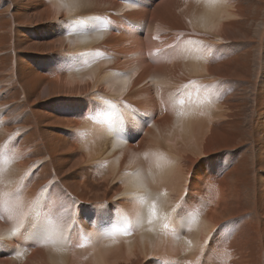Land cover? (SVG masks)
I'll list each match as a JSON object with an SVG mask.
<instances>
[{"label": "bare ground", "instance_id": "bare-ground-1", "mask_svg": "<svg viewBox=\"0 0 264 264\" xmlns=\"http://www.w3.org/2000/svg\"><path fill=\"white\" fill-rule=\"evenodd\" d=\"M10 1L13 25L66 29L42 55L52 64L41 78L47 99H67L53 123L68 135L47 139L53 114L34 109L47 99L25 78L34 53L0 31V80L14 72L22 119L13 129L20 117L0 108V147L16 159L11 172L0 158V264H264V0H178L153 12L148 0H40L42 12ZM78 20L87 23L72 27ZM55 145L79 158L78 172L34 157H54ZM89 195L91 223L79 207Z\"/></svg>", "mask_w": 264, "mask_h": 264}, {"label": "rangeland", "instance_id": "rangeland-1", "mask_svg": "<svg viewBox=\"0 0 264 264\" xmlns=\"http://www.w3.org/2000/svg\"><path fill=\"white\" fill-rule=\"evenodd\" d=\"M148 1H150L149 3L152 4L151 7L149 8V12H153V10L155 11V9L161 8L162 6H166V5L168 6L170 3L177 2L178 0H148ZM40 3H41L40 0H20V4L22 6L25 5L24 7H26L28 5L27 6L28 9L30 8V10H32V12L36 9H37L36 12H39V8H40V12L44 11V7L39 6ZM177 3H179V2H177ZM163 4H165V5H163ZM31 8H33V9H31ZM25 12L27 13V11H25ZM13 13H14L13 3L10 0H0V31L2 33H4L5 36H7L8 40L12 39V40L16 41V40L22 39L23 40V41H21L22 45H24L26 43V45H28L32 49L31 52L34 53L33 57L35 59H32V60L27 62V64H28V71L27 72L28 73H26L25 78L28 80H30V79L34 80V83L36 84L38 91L41 93L40 99L42 100V102H44L43 100L47 99V97H46L47 96L46 95V90H47L46 86L47 85H46V82L41 77H44L45 72L49 69V65L52 64V62L50 61L51 57H49V56H46L43 58L45 61H43V59L41 60V57H42V55L46 54L45 52H51L52 53L51 49H53V47L58 49L61 46V42H62V38H63L62 33H63V31H64V33H66L65 32L66 29L64 28L63 24L60 23V21H56V20H53V21H51V20L43 21L42 20V21H40L38 18L37 19L33 18V21L34 22L37 21L38 24L33 23L34 25L31 24L30 26L29 25L23 26V24H21V28H19L17 25H13V23H12L13 22V17H12ZM172 13H174V12L172 11ZM175 13L177 15V11H175ZM32 16H34V14H28L27 17H29V19H32L31 18ZM35 19H36V21H35ZM26 23L28 24V22H26ZM17 29H20L21 32H18ZM76 32H78V30H76ZM18 36H19V38H18ZM37 50H38V52H37ZM29 70H30V73H29ZM1 73L3 74L2 76L4 77V75H5V77L3 80H0L1 81L0 82V85H1L0 86V90H1L0 91V106H1L0 108L7 106L6 107L7 109L4 113L5 115L11 114L13 116H19L20 117L18 107H17V105L19 103L17 104L15 102H13V96L14 95H13L12 91L10 90V86H8L14 81V72L12 73V76H11V73H8L7 71L1 72ZM10 78H12V79L10 80ZM155 80H157V79H155ZM157 81H154V82L152 81V82L155 84V82H157ZM58 97L56 98V96H55V97H52L50 99H47L44 102L46 104L45 109H43L41 111H40V109L35 108V107H34V109H37L38 111L37 110L36 111L41 112V113H44V111H45V113H47L45 115H48L49 113L53 114L52 115V116H54L53 119H52V116L49 115L50 120L47 121L48 123H50V126L49 127L48 126L43 127L42 129L44 131H46V133H47L46 136L49 137L47 139L54 140L55 137H58V136L61 137V135L63 134L62 137L60 139H58V142L61 143L62 140H64V138L68 134L63 132L64 131L63 128L61 129V128L57 127L56 124L53 123V120H55L56 118H58L62 114L61 111H57V110H64L65 109L64 104H62L60 102H64L67 99L64 96H58ZM22 99H23V94H21V96H19V99L17 101L21 102L24 100V99L23 100ZM59 100H62V101H59ZM48 103H49V105H48ZM59 104H60V108L58 107ZM55 108H56L57 112L52 111ZM55 116H56V118H55ZM19 124H22L21 117H20L19 121L18 120L11 121L10 127L12 128V126H14L13 129L18 128ZM19 139H21V136H19ZM0 148H1L0 158H2L1 163L4 162V160H3L4 156H7L9 158L8 171L10 170L11 172H16V167L14 166L16 159L13 158L14 152L11 151L10 149L6 148L5 144H3L2 147H0ZM55 149L57 151L55 150L56 155H54V157L50 156L49 154H47L45 152L42 153V148H39L37 150L42 154H40L38 156H34V157L37 160L40 159V163H43V161H45V160L46 161L48 160L49 163L52 162V166L56 167V168L60 167L62 172H64V174H66V176L69 174V169H71V168H72L73 172H78V166L79 165L77 166L74 163H78L79 161H76V160H79V158L76 157V155L73 153V151L68 150L67 147L64 148V146L60 147V145H58V146L55 145ZM11 152L13 153V155ZM34 157H32V158L34 159ZM138 157L136 160L140 163H143V165H144L145 162L149 161L153 157V153L150 151L145 152L144 154H142ZM36 159H35V161H36ZM53 163L56 165H54ZM57 164H59V165H57ZM199 165H201V164L195 165V167H194L195 171L200 170ZM92 169H94V168H92ZM66 178L69 181L72 180V182L74 180L73 177H66ZM116 181H119V180H115L113 183H116ZM119 183H120V181H119ZM67 184H68V182H67ZM69 184L70 185H68V186L71 187L72 186L71 182H69ZM111 184L108 183L106 185V187L107 186L109 187ZM102 188L98 189V191H96V194L103 193L105 187H102ZM97 192H101V193H97ZM106 195H107L106 199L108 200L107 201L108 206L110 208H113V209L116 208V206L114 204H115V202L118 201V197H114V196L112 197L113 194L110 190L106 193ZM92 199L93 198L89 195L88 197L83 198L81 200L82 203L79 205L80 213H81L80 216L82 217V219L83 218L86 219L87 222L90 221L89 223H91V220H92L91 218L94 216V214H93L94 209L92 208V204L90 203ZM72 200H73V198H72V196H70V199H68L69 202L67 204H69ZM113 202H114V204H113ZM68 208H69V205H68ZM2 211H4V210L2 209ZM68 229L70 231V228H68ZM12 231H14V230H12ZM69 241H71V242H69V244H71L73 240L69 239ZM72 247L73 246H71L69 250L74 249V247L73 248ZM7 254L9 255V253H7ZM7 258H9V257H7ZM80 260H81V262L78 261L80 263H84L82 261H85V259H80Z\"/></svg>", "mask_w": 264, "mask_h": 264}, {"label": "snow or ice", "instance_id": "snow-or-ice-1", "mask_svg": "<svg viewBox=\"0 0 264 264\" xmlns=\"http://www.w3.org/2000/svg\"><path fill=\"white\" fill-rule=\"evenodd\" d=\"M87 22L84 21V20H78V21H75L73 22L72 24V27H79V26H84ZM105 24H107V22H105ZM95 28V25H93V27L89 30H94ZM81 30H83V28H81ZM208 52H211V49L209 48L207 50ZM187 87V86H185ZM213 88H215L216 86H212ZM4 163L7 164L9 162V158L7 156H4ZM19 192V190H18ZM8 194H5V196H7ZM15 197H13L14 199ZM141 202H143V198H141ZM4 204H7L8 203V200H4L3 201ZM45 208H46V205L44 207H40V208H37L35 209L34 211V220H38L40 217H42L44 215V211H45ZM150 214L151 216L155 217L156 216V205L153 204L151 206V209H150ZM149 223H151V220L149 221ZM238 224V221H231V222H228L227 224L223 225L221 227V232L224 233V235L226 237H230L232 234H234V231H235V226ZM34 225L32 223L29 224V228H32ZM163 227L165 229H167L169 227L168 223H165L163 225ZM103 235V234H102ZM60 243H63V240H60L59 241ZM224 264H227V261H224Z\"/></svg>", "mask_w": 264, "mask_h": 264}]
</instances>
